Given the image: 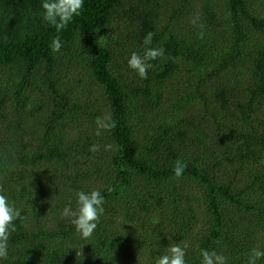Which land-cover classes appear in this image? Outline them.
Returning a JSON list of instances; mask_svg holds the SVG:
<instances>
[{
	"label": "trees",
	"instance_id": "trees-1",
	"mask_svg": "<svg viewBox=\"0 0 264 264\" xmlns=\"http://www.w3.org/2000/svg\"><path fill=\"white\" fill-rule=\"evenodd\" d=\"M148 32L165 53L141 79L127 60ZM94 188L84 240L61 212ZM0 189L23 217L0 264H154L177 243L187 264H247L264 249V0H85L60 33L41 0H0Z\"/></svg>",
	"mask_w": 264,
	"mask_h": 264
},
{
	"label": "clouds",
	"instance_id": "clouds-1",
	"mask_svg": "<svg viewBox=\"0 0 264 264\" xmlns=\"http://www.w3.org/2000/svg\"><path fill=\"white\" fill-rule=\"evenodd\" d=\"M85 0H41L42 20L60 33L72 22L74 17L79 16L84 8ZM153 33L148 32L143 38V55L132 52L127 60V65L134 70L141 79L148 78L151 61L157 60L164 55L163 48L151 47ZM53 53H59L63 43L57 35L49 45ZM96 136H101L104 131H110L114 126L111 115L96 120ZM105 150H114L113 145L107 144ZM99 150V145H92L90 151ZM187 164L180 160L175 161L173 173L175 177H181ZM105 197L100 189L79 190L75 193V209L71 203L66 204L61 212L62 217L69 218L77 234L84 240L93 237L97 230L101 217L105 212ZM23 219L21 211L14 203L9 202L8 196L0 189V261L8 256V240L11 232L16 230L14 221ZM190 245L177 243L167 248V251L155 259L154 264H187V255ZM200 264H229L228 258L215 250H200ZM264 258V249L254 248L248 256L247 264H257Z\"/></svg>",
	"mask_w": 264,
	"mask_h": 264
},
{
	"label": "rangeland",
	"instance_id": "rangeland-1",
	"mask_svg": "<svg viewBox=\"0 0 264 264\" xmlns=\"http://www.w3.org/2000/svg\"><path fill=\"white\" fill-rule=\"evenodd\" d=\"M216 45L219 46L220 48L222 47V46H220V45H218V44H216ZM169 94H170V93H169ZM218 172H219L220 175H223V173H224L223 170H221V169H219ZM223 176H224V175H223ZM226 176H227V175H226ZM227 179H228V178H227ZM188 180H189V181H192L193 179H188ZM219 181H220V180H218L217 182L220 183ZM194 182H195L198 186H196V185H194V184H191V185H194V186H191V185H187V184H186V185H187V188H185L184 186H183V187H184V189H186V190L192 191V195H193V194H196V195H197V194H200L199 196L201 197V200L198 201V204L202 206V210H203V209H205V201H204L205 196L203 195V192H202V190L204 189V188H203L204 186L198 184V181H197V180H194ZM181 188H182V187H181ZM205 212H207L206 209H205ZM202 217H203V216H202V214H201V215H200V219H202ZM198 227H200V226H198ZM225 247H226V246H225ZM225 247H224V250H226Z\"/></svg>",
	"mask_w": 264,
	"mask_h": 264
}]
</instances>
